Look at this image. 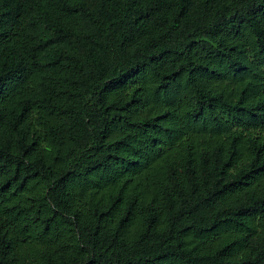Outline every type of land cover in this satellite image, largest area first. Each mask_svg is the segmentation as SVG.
I'll list each match as a JSON object with an SVG mask.
<instances>
[{
  "label": "trees",
  "instance_id": "1",
  "mask_svg": "<svg viewBox=\"0 0 264 264\" xmlns=\"http://www.w3.org/2000/svg\"><path fill=\"white\" fill-rule=\"evenodd\" d=\"M0 264H264V0H0Z\"/></svg>",
  "mask_w": 264,
  "mask_h": 264
}]
</instances>
